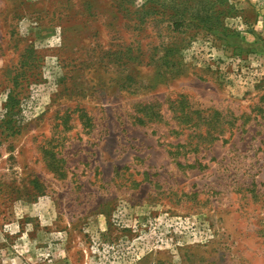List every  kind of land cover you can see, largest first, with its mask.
Returning <instances> with one entry per match:
<instances>
[{"label":"rangeland","instance_id":"374dc122","mask_svg":"<svg viewBox=\"0 0 264 264\" xmlns=\"http://www.w3.org/2000/svg\"><path fill=\"white\" fill-rule=\"evenodd\" d=\"M199 1L0 0V264H264V0Z\"/></svg>","mask_w":264,"mask_h":264},{"label":"trees","instance_id":"16d2710c","mask_svg":"<svg viewBox=\"0 0 264 264\" xmlns=\"http://www.w3.org/2000/svg\"><path fill=\"white\" fill-rule=\"evenodd\" d=\"M205 4H206L205 1L201 0L198 3L196 2L195 5H193L191 7V10H192L191 13H192L193 19H196V21H198L199 23L200 22H203V23L206 22V20L204 21L206 14H204L202 11V8L204 7ZM201 11H202V13H201ZM173 18L176 19L177 23L182 21L181 20L182 17L178 16L176 14L173 15ZM209 19H211V18H208V20ZM174 23H176V22H174ZM7 104H6V106H7Z\"/></svg>","mask_w":264,"mask_h":264}]
</instances>
